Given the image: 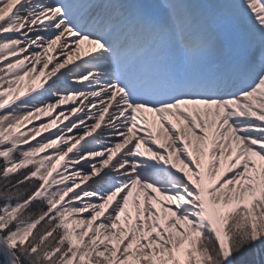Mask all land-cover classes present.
<instances>
[{"label": "snow or ice", "instance_id": "snow-or-ice-1", "mask_svg": "<svg viewBox=\"0 0 264 264\" xmlns=\"http://www.w3.org/2000/svg\"><path fill=\"white\" fill-rule=\"evenodd\" d=\"M264 0H0V264H264Z\"/></svg>", "mask_w": 264, "mask_h": 264}, {"label": "trees", "instance_id": "trees-1", "mask_svg": "<svg viewBox=\"0 0 264 264\" xmlns=\"http://www.w3.org/2000/svg\"><path fill=\"white\" fill-rule=\"evenodd\" d=\"M262 260H264V256H262V258H261Z\"/></svg>", "mask_w": 264, "mask_h": 264}, {"label": "rangeland", "instance_id": "rangeland-1", "mask_svg": "<svg viewBox=\"0 0 264 264\" xmlns=\"http://www.w3.org/2000/svg\"><path fill=\"white\" fill-rule=\"evenodd\" d=\"M262 258V257H261Z\"/></svg>", "mask_w": 264, "mask_h": 264}]
</instances>
